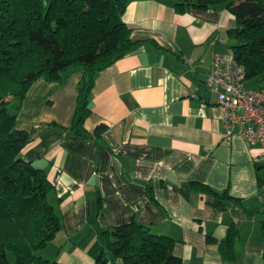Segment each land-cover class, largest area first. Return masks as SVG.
Segmentation results:
<instances>
[{
    "label": "crops",
    "instance_id": "1",
    "mask_svg": "<svg viewBox=\"0 0 264 264\" xmlns=\"http://www.w3.org/2000/svg\"><path fill=\"white\" fill-rule=\"evenodd\" d=\"M123 19L137 44L97 74L84 123L91 136L71 130L81 69L36 80L19 111L30 136L22 156L47 171L62 222L39 254L96 264L102 234L136 220L173 238L183 264H264L261 147L225 138L223 108L205 86L213 54H234L235 15L224 5L179 12L174 0H131ZM231 227L235 257L225 259L219 243Z\"/></svg>",
    "mask_w": 264,
    "mask_h": 264
},
{
    "label": "trees",
    "instance_id": "2",
    "mask_svg": "<svg viewBox=\"0 0 264 264\" xmlns=\"http://www.w3.org/2000/svg\"><path fill=\"white\" fill-rule=\"evenodd\" d=\"M130 1L0 0V264H63L39 254L56 238L62 222L49 200L55 186L47 171L22 156L30 136L18 126L19 111L36 80L60 81L63 73L81 69L71 130L76 136H91L84 123L91 114L96 76L137 44L123 19ZM174 1L179 12L226 6L237 20L229 30L235 40L231 48L246 81L264 80V0ZM194 185L215 193L204 184ZM262 229L264 233V219ZM236 235L231 227L219 243L225 259L235 257ZM102 238L96 264H107L110 254L125 264H183L173 251V238L155 234L136 220L105 231Z\"/></svg>",
    "mask_w": 264,
    "mask_h": 264
},
{
    "label": "built area",
    "instance_id": "3",
    "mask_svg": "<svg viewBox=\"0 0 264 264\" xmlns=\"http://www.w3.org/2000/svg\"><path fill=\"white\" fill-rule=\"evenodd\" d=\"M245 75L234 54L215 52L205 86L218 95L225 138L238 134L248 144L260 146L255 161L264 166V87L247 86Z\"/></svg>",
    "mask_w": 264,
    "mask_h": 264
}]
</instances>
